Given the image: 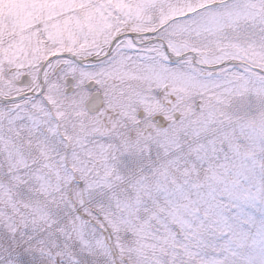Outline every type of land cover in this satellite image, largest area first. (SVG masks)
<instances>
[{"label":"rangeland","instance_id":"rangeland-1","mask_svg":"<svg viewBox=\"0 0 264 264\" xmlns=\"http://www.w3.org/2000/svg\"><path fill=\"white\" fill-rule=\"evenodd\" d=\"M3 1V19L19 12L20 22L29 23L24 19L29 1ZM149 1L112 0L114 8L108 10V5L98 7L94 0H34L41 22L46 21L42 18L49 6L63 14L58 17L57 12H47V18L52 16L50 22L35 25L34 40L27 41V49L35 54L31 57L19 38L16 41L11 36L12 26L9 36L0 37L3 60L18 43L23 53L17 64L31 62L27 67L37 73L36 55L60 50L96 55L101 49L96 41L101 29L108 33L106 27L116 24L124 32L141 30L147 24L151 29L142 35L147 43H138L132 36L124 40L134 51L123 52L127 62L124 68L113 70V75L131 76L137 83L125 82L121 102L115 107L127 115V123L140 107L146 113L166 110L150 89L147 94L137 90L146 86L148 78L138 66V52L149 53L146 60L153 81L160 85L184 82L178 86H184L186 98L177 107L178 119L172 117V107H167L168 124L162 130L129 127L126 133H105L99 148L86 147L81 152V147L69 146V162L63 155H55L60 151L58 140L70 139L73 133L67 123L58 128L56 115L65 120L75 111L66 105L62 77L47 81L46 96L21 102L27 137L18 152L2 138L7 131L11 135L7 121L13 115L5 111L0 117V264H264V72L255 63L264 67V0H165L164 9L195 7V12L154 26L145 19ZM161 9L155 11L160 14ZM3 23L0 21V36ZM30 42L38 44L36 49ZM170 51L189 59L200 53L207 63L217 64L203 70L205 75L215 76L199 79L193 68L179 66V59L173 61ZM188 51L192 53L185 55ZM243 55L248 67L222 60ZM3 60L0 58L1 84V79L17 70H7L16 63L10 57L1 69ZM73 67L85 79L103 71L100 65L75 62ZM37 78L38 74L32 85L17 90L34 88ZM210 96L223 101L207 102ZM198 97L204 99L199 108L195 105ZM51 99L56 100L58 110L46 107L45 101ZM31 118L36 119L39 130L45 127L48 132L29 137L35 128L30 127ZM59 129L66 137L56 135ZM73 129L82 142L78 146L83 147L81 139L89 128L78 124ZM180 134L185 148L178 152ZM197 137L201 143H196ZM168 140L171 147L163 151ZM124 145L131 150L119 148ZM88 180L98 181L89 184ZM102 193L113 204L111 211H116L115 206L121 216L117 213L109 218L104 212L107 206L100 202L95 203L99 205L96 210L104 212L108 221L88 213L83 198L101 201L95 196ZM103 234L111 235V245L104 243Z\"/></svg>","mask_w":264,"mask_h":264}]
</instances>
